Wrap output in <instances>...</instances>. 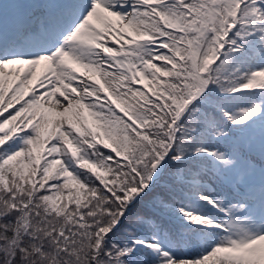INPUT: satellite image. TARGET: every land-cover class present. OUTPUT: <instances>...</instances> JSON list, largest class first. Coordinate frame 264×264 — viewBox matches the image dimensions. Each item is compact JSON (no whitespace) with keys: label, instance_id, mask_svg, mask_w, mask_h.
Segmentation results:
<instances>
[{"label":"snow or ice","instance_id":"1","mask_svg":"<svg viewBox=\"0 0 264 264\" xmlns=\"http://www.w3.org/2000/svg\"><path fill=\"white\" fill-rule=\"evenodd\" d=\"M0 264H264V0H0Z\"/></svg>","mask_w":264,"mask_h":264}]
</instances>
